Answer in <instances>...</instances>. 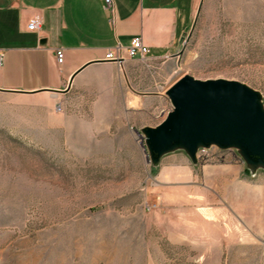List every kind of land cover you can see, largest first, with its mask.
Masks as SVG:
<instances>
[{"label":"rangeland","instance_id":"obj_1","mask_svg":"<svg viewBox=\"0 0 264 264\" xmlns=\"http://www.w3.org/2000/svg\"><path fill=\"white\" fill-rule=\"evenodd\" d=\"M184 75L239 81L264 109V0H202L169 58L0 93V264H264V167L215 143L151 159L144 130Z\"/></svg>","mask_w":264,"mask_h":264},{"label":"crops","instance_id":"obj_2","mask_svg":"<svg viewBox=\"0 0 264 264\" xmlns=\"http://www.w3.org/2000/svg\"><path fill=\"white\" fill-rule=\"evenodd\" d=\"M0 0V93L55 97L100 68L109 51L125 56L135 37L148 57L177 54L202 0ZM40 16L41 28L29 30ZM63 51L59 63L56 50ZM71 84V86H69Z\"/></svg>","mask_w":264,"mask_h":264},{"label":"water","instance_id":"obj_3","mask_svg":"<svg viewBox=\"0 0 264 264\" xmlns=\"http://www.w3.org/2000/svg\"><path fill=\"white\" fill-rule=\"evenodd\" d=\"M167 94L172 110L158 126L144 130L154 163L177 148L195 161L200 146L215 143L237 147L251 168L264 167V109L253 89L235 80L184 75Z\"/></svg>","mask_w":264,"mask_h":264},{"label":"built area","instance_id":"obj_4","mask_svg":"<svg viewBox=\"0 0 264 264\" xmlns=\"http://www.w3.org/2000/svg\"><path fill=\"white\" fill-rule=\"evenodd\" d=\"M107 6H111V0H105ZM42 19L40 16H35L32 18L28 24L29 30H38L41 28ZM150 52L149 46L143 43L141 37H135L131 40L130 45L126 48L125 55L127 58H136V57H144L148 55ZM56 57L59 63L63 62V51L61 49L56 50ZM105 60L111 61L117 64L124 62L125 56L121 55L118 51H109L105 54ZM4 61V53L0 51V65H2Z\"/></svg>","mask_w":264,"mask_h":264}]
</instances>
